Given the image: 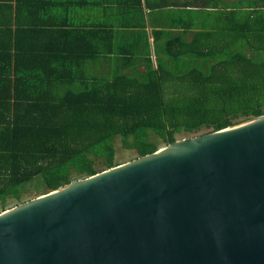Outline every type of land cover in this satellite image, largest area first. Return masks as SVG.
Returning <instances> with one entry per match:
<instances>
[{
	"label": "trees",
	"instance_id": "trees-1",
	"mask_svg": "<svg viewBox=\"0 0 264 264\" xmlns=\"http://www.w3.org/2000/svg\"><path fill=\"white\" fill-rule=\"evenodd\" d=\"M3 1H14L24 19L13 21L8 4L12 18L0 22L2 212L9 200L20 205L121 165L118 138L139 158L159 150L153 134L169 145L177 134L214 132L264 115V10L243 11L247 0L231 1L224 29L194 33L193 9L228 0H144L156 66L143 0L133 2L137 22L125 26L128 34L115 23L86 30L76 21L81 0H70L66 25L63 1ZM102 55L115 57L112 76L90 78L88 65Z\"/></svg>",
	"mask_w": 264,
	"mask_h": 264
},
{
	"label": "water",
	"instance_id": "water-1",
	"mask_svg": "<svg viewBox=\"0 0 264 264\" xmlns=\"http://www.w3.org/2000/svg\"><path fill=\"white\" fill-rule=\"evenodd\" d=\"M0 264H264V115L2 212Z\"/></svg>",
	"mask_w": 264,
	"mask_h": 264
},
{
	"label": "crops",
	"instance_id": "crops-1",
	"mask_svg": "<svg viewBox=\"0 0 264 264\" xmlns=\"http://www.w3.org/2000/svg\"><path fill=\"white\" fill-rule=\"evenodd\" d=\"M63 1V4H59L58 8L60 9V11H63L64 13V18H62L60 21L66 25V23L68 21H70V17L72 16V13H68L66 14V10H69L71 7V1L70 0H53L54 3L56 2H61ZM65 1H67V3H65ZM128 2L130 1L131 3H127L124 2L123 0H81V7H79V15L76 16V21L80 22L85 28L86 30H90L93 31L95 29V26H97L98 24L102 25V24H111V23H115V25H117V27L115 26V30L119 33L125 31L126 34H128V30L125 29L126 25L129 24H134L136 23V17L134 15V8L136 7V4H133V2L135 0H127ZM157 1V0H156ZM155 1V2H156ZM8 4L13 5L14 8V16L13 18L10 17V12L8 9ZM264 6V5H263ZM142 7L144 10V15L145 17H143L145 24H146V30L148 32V36H149V42H150V47H151V54H152V60L154 65L156 66V57L154 54V45H153V35H152V31L153 28L151 27V22H150V18H149V14H151V11L149 9L146 8V5L144 3V0L142 1ZM201 8L203 7V4H201L198 8L193 9L192 11V15L193 13H197V11L201 10ZM218 8H223L224 11V15L222 16L223 19L220 21L216 19L213 20L214 23L211 22H204V20H200L201 18H199L196 15H193V21H192V25H193V33L194 32H198V31H209V32H215V31H219V28L224 29L225 27V21H224V17H225V12L228 11L230 13L231 8L228 6H220ZM17 9V5L15 4V2L11 1H0V22H4V21H8V19L12 18L13 21H15L14 19H19L20 21H22L23 18V12L20 10H16ZM56 5L51 6V8L48 7V19L50 18V21L52 22V24L54 22H56ZM206 9V8H204ZM216 8H213V10H215ZM208 11H210L211 9H206ZM258 10H264V9H258ZM66 17V18H65ZM220 17V15L218 16ZM39 16L36 14L34 17L32 16L29 21H34V19H38ZM27 20V19H25ZM158 22H161L160 20H158ZM201 25H203V27H201ZM218 27V29H216V27ZM130 32H134L133 30H131ZM95 34V38L97 41V36H96V32H93ZM127 37H129L128 35H124L123 39H127ZM190 37V36H189ZM114 55L108 56L106 57V59L104 58V56L102 55L100 57V59L96 60L94 63H91L88 65V69L86 70V73L88 76H90V78L95 77L98 79H107L110 78L113 74V62H114ZM142 70H144V67H142Z\"/></svg>",
	"mask_w": 264,
	"mask_h": 264
},
{
	"label": "rangeland",
	"instance_id": "rangeland-1",
	"mask_svg": "<svg viewBox=\"0 0 264 264\" xmlns=\"http://www.w3.org/2000/svg\"><path fill=\"white\" fill-rule=\"evenodd\" d=\"M263 1L264 0H247L246 3H250V4H257V3L259 4L260 3V6H263L264 5ZM226 5L228 7H230L231 9L232 8L235 9V7H232L231 2H228ZM221 11H223V8H216L215 10L211 9L210 11H208L204 8H201V10L197 11V13H193V15L198 16L199 18H201L200 20H204V22L209 21L211 23H214L213 20L218 18V16L222 13ZM243 16H244V13H243ZM201 27H203V25H201ZM210 132H211V130L204 129L198 133H181V134H177L176 138H177V141H183V140L191 139L193 137L201 136V135H204V134H207ZM151 141H154L157 144L159 149H162V148H165L168 146L162 139H160L155 134H153ZM115 147H116V163H118V164L122 165V164H125L128 162H131L133 160H136L138 158L137 151L123 147V145L120 141V138H118L116 140ZM99 173H101V172H99ZM37 197H39V196L33 194L32 196L26 198V200L29 202L33 199H36ZM16 205H17V203L15 200H9L7 210L13 209V208L18 206V205L17 206ZM1 213H2V209H1V204H0V214Z\"/></svg>",
	"mask_w": 264,
	"mask_h": 264
},
{
	"label": "flooded vegetation",
	"instance_id": "flooded-vegetation-1",
	"mask_svg": "<svg viewBox=\"0 0 264 264\" xmlns=\"http://www.w3.org/2000/svg\"><path fill=\"white\" fill-rule=\"evenodd\" d=\"M231 1H233V0H228V2H231ZM247 4L248 3L245 4L246 6H242L241 7L243 11H246V10H249V9H254V8L255 9H261V8L264 9V6H260V3L259 4H251V5H247Z\"/></svg>",
	"mask_w": 264,
	"mask_h": 264
}]
</instances>
